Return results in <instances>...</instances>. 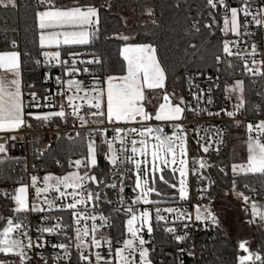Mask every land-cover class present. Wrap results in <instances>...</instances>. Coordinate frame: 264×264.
<instances>
[{"label":"snow or ice","instance_id":"snow-or-ice-1","mask_svg":"<svg viewBox=\"0 0 264 264\" xmlns=\"http://www.w3.org/2000/svg\"><path fill=\"white\" fill-rule=\"evenodd\" d=\"M38 5L42 10L34 12V20L39 29V47L41 49L55 47L56 51H42L44 57L43 63L51 65L54 61L60 66L63 77H55L58 85L57 91L52 93L50 89H44L42 92L36 90L34 83H29L27 91L22 82L21 72V53L16 50L0 51V133H13L8 137L11 141L22 140L23 137L16 133L23 129H31L36 121L40 126H46L55 119L67 122L69 117L79 121L81 128L89 125V120L81 115V110L87 106V117H91V124L96 127H88V130L81 136L78 131L76 136L81 138L85 145L86 152L80 158L68 161L69 168H75L74 171H68L63 175L47 173L41 178L37 175L30 176V184H20L13 192L7 189L0 190V197L6 201L10 200L13 204L8 209L10 216L0 215V253L4 256L17 258L11 261V264H32V256L29 254L36 251V257L43 264H73V253L71 248L76 249L75 264H155L151 253L155 252V247L151 249L146 247L151 242L154 233L152 223V212L148 207L139 212L136 205H150L154 207L156 227L164 224L163 232L171 237V242L177 246L181 243H187L191 238L188 229L191 223L201 222L208 226L219 227V220L210 206L202 208L201 203L192 204L195 212L193 214L187 210H181L179 207H164L163 203H179L180 201L192 203L190 200V187L188 183V162H187V132L184 129L182 120L186 119V111L197 112V109L191 108L181 95L178 102H175V90L171 93L167 90L166 80L168 79L165 68L162 66L157 56V48L152 43H130L133 37L124 34H116L110 39L123 41V46L119 49V54L123 58V64L120 69L121 74H110L105 71L104 75H99L90 70L89 65H99L104 68V61L92 55V59L84 60L80 57L82 53L73 49L72 46L89 45L92 40L98 38L100 12L102 8L111 10V3L96 6L94 3H87L85 0H75L72 4H59L54 0H38ZM175 7L179 8L177 3ZM0 8L17 9V0H0ZM223 10L224 28L221 31L227 36L231 33L236 37L234 40L224 39L221 46L213 56L217 75L214 77H204L203 71H197L191 76H185L188 90L193 99L200 101L206 94L211 103V91L213 87H220L217 81L220 80L219 71L221 65L227 64L228 68L234 65L230 58L242 60V74L248 76L264 77V58L259 61L257 45L251 43V52L244 57L234 48L247 44L248 40L243 37L252 38L257 33L249 31L250 25H255L258 30H264V0H260L256 11L251 9V0H241L239 7H232L225 0H205L204 9L208 11H198L195 16L186 17L188 24L187 32L197 35L201 32V17L208 15L213 17L215 22L216 13L212 10ZM243 14V21L239 19ZM142 15L150 18L154 26H158L154 18L155 9L145 7ZM251 17V20L248 18ZM123 19V18H122ZM126 24V21H125ZM205 29L211 30V24L204 23ZM243 28V32H241ZM264 39V36H262ZM61 46H68L65 51L67 58H62ZM11 47H17L16 42H11ZM188 48L195 50L197 45L189 43ZM28 56L29 53H24ZM250 61V62H249ZM35 65H40L41 60L35 59ZM257 65H260L259 67ZM79 74L91 76L90 83L78 80L75 77ZM205 78L209 82L207 93L199 84L193 81ZM52 77L46 72L43 83H47ZM255 83V81H253ZM195 89V91H193ZM145 90H162L163 102L153 111H146L144 102L146 97ZM223 91L225 98L230 99L233 94L236 95L238 103L233 106V111H227L221 108L218 112H208L207 109L200 110L208 115L220 116L221 113L231 118L237 126L241 121L236 120V116L243 114L245 108V81L235 79L231 84H225ZM52 99L50 100L49 96ZM260 95V93H257ZM60 96L62 100L57 104L55 97ZM82 101L83 103H78ZM37 109V111H32ZM43 109H49L44 111ZM70 109V111L68 110ZM258 116L264 115V109L260 105L254 107ZM199 114V113H197ZM171 123L172 133L166 135L164 128L160 126H151L150 121ZM108 125L109 127H105ZM123 125V126H122ZM138 125V126H137ZM246 131L249 134L246 141L247 160L244 164H232L231 172L233 174L231 184L232 192L245 204V215L250 218L245 222L249 225L256 224L257 220L264 222V210L255 200L243 192H236L237 180L239 175H253L264 178V119H255L246 124ZM109 132L112 133L109 136ZM255 132V135L252 133ZM139 136L140 139H130ZM97 137H100L99 144ZM59 139V135H57ZM209 146L201 145L203 152L207 153L213 143L211 137ZM119 142V147L114 144ZM199 143V140L197 141ZM129 144L131 147H129ZM106 146L107 151L103 152L105 161L119 171L122 164L127 163L132 167L125 170L118 177L113 176L110 180L98 176V155L102 148ZM50 147V145L46 146ZM218 152L219 149L217 148ZM179 153V155H178ZM0 154L5 157L8 155L7 141L0 143ZM45 153L37 150V158ZM143 159H138L137 157ZM150 156V159H149ZM123 157V158H121ZM0 160V163H3ZM56 165L63 167L60 160L55 161ZM195 163V161H194ZM205 168V162L199 163V169ZM35 169V165H33ZM26 170V169H25ZM219 171L225 176L228 173L225 168ZM134 176V187L132 191L137 195L126 203L123 193L125 180ZM166 172L168 178H166ZM179 174V179L176 178ZM192 175H197V170L193 169ZM205 179L201 173L197 177V183ZM166 186L174 190L170 196L164 198V194L157 188V184ZM209 183H214L210 181ZM95 185V189L92 186ZM245 189L254 195H259L254 188H249L246 184ZM34 190L31 196L29 189ZM103 189H111L117 194V201L123 211L129 216L125 222L126 232L124 235L130 238L113 241L111 237L97 238V231L107 225L108 217L103 214L93 215L92 210L87 206L91 204L93 208L98 207ZM207 187L201 186L197 189L198 200L206 197ZM55 194L53 199H48L49 194ZM161 197V199H150L151 196ZM225 195H228L226 192ZM104 198L108 203H112L104 193ZM60 201V203H56ZM46 205V207H45ZM53 211L68 212L74 224V237L67 235L68 225L62 223V217L51 216L47 213ZM119 211V209L117 210ZM31 213L41 214L39 225L35 227V238L32 236L33 227L29 222ZM171 217V220L168 217ZM55 220L50 226H45L46 222ZM91 220V226L87 221ZM99 220V225L96 221ZM183 225L182 234L178 233L175 225ZM83 224V226H81ZM172 225V226H169ZM146 231L148 240L144 238ZM47 237L64 235L68 241L51 243ZM19 236L20 238H16ZM246 241H241L238 248L246 255L237 256V264H264V256L259 252H252L246 246ZM51 247L54 251L49 258L44 255V250ZM106 246V254H102L99 249ZM180 253L187 251L189 256H194L191 249L180 248ZM0 264H9L6 260H0ZM163 264V262H161ZM182 264V262H181Z\"/></svg>","mask_w":264,"mask_h":264},{"label":"trees","instance_id":"trees-1","mask_svg":"<svg viewBox=\"0 0 264 264\" xmlns=\"http://www.w3.org/2000/svg\"><path fill=\"white\" fill-rule=\"evenodd\" d=\"M59 4H72L75 0H54ZM87 3H94L96 6L111 3V10L102 8L100 12V24L98 38L91 41L89 45L72 46L76 51L87 50L89 55L95 54L96 57L104 61V68L94 65L99 75H104L105 71L110 74H121L120 69L123 64V58L119 54V49L124 42L116 39H110L116 34H124L134 39L130 43H152L157 48V56L162 66L165 68L168 79L166 87L169 93L175 90L176 96H183L187 99L186 85L187 81L183 79L192 72L203 71L216 72V65L213 56L217 54L221 42L232 34L227 36L221 31L223 25V14L219 11L215 12V22L212 16L205 15L201 17V32L192 35L187 32L188 24L186 17L195 16L198 11H208L204 9L205 0H85ZM17 9L0 8V51L13 49L11 42L14 40L17 44L15 50L22 54V78L24 85L34 83L36 90L42 92V76L47 70V65L43 63L41 55L43 49L39 47V29L34 20V12L41 10L35 0H17ZM179 3L180 7L175 5ZM145 7H153L155 9L154 18L157 25L154 26L150 22V18L142 15ZM123 18V19H122ZM126 21V24H125ZM204 23L211 24V30L203 27ZM189 43H195V50L188 48ZM68 46H62V58L66 57L65 49ZM29 53L25 56L24 53ZM92 56V55H90ZM40 59L41 64L35 65L34 60ZM233 68H228L227 64L221 65L217 92L224 93L225 84H231L235 79L245 81V108L242 109L243 115L256 114L254 111V101H256L255 86L250 80L245 78L237 71L239 63L237 60L230 58ZM217 73V72H216ZM27 90V87H26ZM162 90L147 91V99L144 104L149 111H153L159 104V95ZM33 127L31 129H43L50 127H58L68 124V121L55 119L46 126H40L38 122L31 121ZM229 133L227 139V149L225 153L217 157L208 158L206 168L202 171V186L207 187L206 197L203 203L210 204L214 199L221 198L226 192L232 190V176L230 166L232 157L228 149L230 142V134H234L236 130L228 125ZM59 135V139H57ZM45 134L33 133L29 136L28 141V159L26 161L2 159L0 163V190L7 189L12 192L13 186L20 181L25 174V165L28 169H40L42 173H53L62 175L70 171L68 161L70 159L80 158L86 152V148L81 138L75 140H66L61 134L52 137V142L45 139ZM50 145V147H46ZM41 147L45 153L36 159L33 153L36 148ZM104 148V147H103ZM102 148V150H103ZM192 153H199L198 147L192 140ZM100 155V154H99ZM98 159V168L96 174L99 176L104 165ZM60 160L63 167L56 165L55 161ZM225 168L228 173L225 176L219 171ZM177 175V174H176ZM166 178L168 173L166 172ZM177 178V176H176ZM236 191H243L241 187L244 183H248L251 188L257 187L258 192H264V178L253 175H239L236 177ZM210 181L214 183H209ZM157 188L164 194V198L170 196L174 190L168 189L166 186L157 184ZM152 199H161V197L151 196ZM164 204V203H163ZM172 204V203H167ZM13 204L10 200L6 201L0 197V215L9 216L8 209ZM143 204H139L138 208H143ZM153 213L154 207L147 205ZM233 210L232 233H229L224 225L219 221V227L201 223V227L197 231L198 255L194 260H184L185 264H237V256L239 255L238 243L246 241L249 248L254 252H259L264 256V231L258 229L255 224L249 225L245 221L250 218L240 210L236 205L231 206ZM127 216L117 213L113 215L115 233L118 235L125 230V222ZM154 246L155 252L151 253L155 264H178L176 262L177 246L171 242V237L164 234L160 229H154ZM8 258V257H7Z\"/></svg>","mask_w":264,"mask_h":264},{"label":"built area","instance_id":"built-area-1","mask_svg":"<svg viewBox=\"0 0 264 264\" xmlns=\"http://www.w3.org/2000/svg\"><path fill=\"white\" fill-rule=\"evenodd\" d=\"M36 3H38V0H35ZM226 3H228L230 6L231 5H237L238 7L241 4V0H225ZM260 0H251V9L253 12L256 11L257 7L259 6ZM214 12L219 11L220 13L223 14V10L222 9H217V10H212ZM224 15V14H223ZM239 19L241 21H243V14H240ZM249 20H251V17L248 18ZM243 28H241V32H243ZM249 31L251 32H255L257 33V35H255L252 38H248V37H243V39L248 40L247 44H241L239 48H234L233 51L236 52L238 51L239 53H241L242 56L247 57V54L249 52H251V43L255 42L257 45V51L258 53L264 54V39H262V36H264V30H258L257 27L253 24L249 26ZM228 40H234L236 39L235 36L231 35L227 38ZM80 53H82V56L80 57L81 59L84 60H88V59H92L93 57L89 55L87 50H82V51H78ZM66 57H64L63 59H66ZM264 58V56L258 55L256 57V59L259 61L260 59ZM234 60H237V62L239 63V67L237 69V71L239 73L242 74V69H241V64H242V60H238L233 58ZM250 62V61H249ZM258 67L260 65H257ZM89 68L92 72L94 73H98V71L95 69L94 65H89ZM46 72L49 74V76L52 77L51 80H49L47 83H43L44 81V75L42 76V91L44 89H50L52 93L57 91V83L55 81V77L57 76H61L64 79H68L69 77H63V72L60 66L56 65L55 62H52L51 65H47V70ZM45 72V73H46ZM44 73V74H45ZM196 72H192L189 74V76L193 75ZM204 73V77L207 76H212L215 78V76L217 75L216 72L214 71H209V72H203ZM245 78H247L248 80L251 81V83H253V81H255L254 83V88H255V95H256V101H254V107L256 105H260L262 109H264V77H256V76H251V74H248V76H245L244 74H242ZM78 80H83L85 81V83H90L92 80L91 76H86L84 74H79L75 77ZM219 81H217L216 83H218ZM193 83L195 84H199L200 87L202 89H204L205 93H207V90L209 88V82L207 81V79L205 78H200L198 80L193 81ZM24 85V83H23ZM25 86V92L26 90V85ZM186 95H187V99L186 102L188 103V105L191 108H195L197 109V112H192V111H186L185 112V116L186 119H183L181 122L184 126L185 131L187 132V147H188V170H189V175H188V183H189V187H190V200H191V204L190 203H186L183 201H180L179 203H172V204H161L160 207L164 208V207H168V206H172V207H179L181 210H187L189 212H192L193 214V221L195 218V212L194 209L192 207V204H195L197 202L201 203V205L203 204V200H198V193H197V189L199 187L202 186L203 181H201L200 184L197 183V177L202 173V171L206 168L207 166V161L208 158L210 157H217L222 155L223 153H225L226 149H227V139H228V133H229V128L228 125H230L231 123H235L231 118H229L228 116L224 115L223 113H221L220 116H214V115H208L206 112H201L200 110L202 109H207L208 112H218L220 111L221 108H226L227 111H233L234 108L233 106L235 104H237V100L234 99L232 96L230 99H226L225 93H218L217 89L218 87H213L212 91H211V100L212 102L209 103L208 102V95L206 94L200 101H197L195 99L192 98L188 87L186 85ZM193 91H195V89H193ZM257 93H260V95H257ZM50 100L52 99L51 95L49 96ZM62 100V97L60 96H56L55 97V101L57 104V109L59 107V102ZM78 103H83L82 101H77ZM44 111H48L49 109H43ZM70 111V109H68ZM32 111H37V109H32ZM87 106H85L82 110H81V115H84L88 120H89V125L88 127H96V125L91 124V117H87ZM199 113V114H197ZM236 120L241 121V122H252L255 119H264V115H260L258 116L257 114H253L252 115H237ZM68 124L66 125H62V126H58V127H50V128H43V129H23L22 131L16 133V135L23 137L22 140H17V141H11L8 139V137L10 135H12L13 133H0V143H5V141H7V148H8V155L7 157H5L3 154H0V160L2 159H12V160H20V161H26L28 159V141H29V136L33 133H42L45 134L46 138H49L50 142H52V137H54V135L56 134H61L62 138L66 139V140H75L78 137L76 136V133L79 131L81 133V136H83V134L88 130V127L86 128H81L79 121L74 119L73 117H69L68 118ZM151 124V126H160L164 128V132L166 135H170L172 133V126L171 123H165V122H149ZM105 127H109L108 125H104ZM123 126V125H122ZM138 126V125H137ZM256 133L253 132L252 135H255ZM112 133L109 132V136H111ZM51 136V137H50ZM209 137H211L213 139V143L212 145L209 147V151L207 153L203 152L201 145L204 146H209ZM100 137H97V143L99 144L100 141ZM130 139H133V137H131ZM192 140H194L196 146L198 147L199 153L194 155L192 153ZM199 140V143H197V141ZM114 147H119V142H116V144H114ZM129 147H131V145L129 144ZM219 149V151L217 152L216 149ZM41 150V147H38L35 149V151L33 152L35 154L36 159L37 158V150ZM106 146H104L103 150L101 151L100 155H99V160L102 162V164L104 165V168L101 169L100 171V175L101 177H105L107 179H111L113 176H119L121 173H124L126 169L132 167L131 165H128L127 163L120 165L119 167V171L116 170L115 167L108 165L107 162L105 161L103 152H106ZM123 158V157H121ZM71 160H75V159H71ZM195 161V163H194ZM203 161L205 162V168L204 169H199V163ZM26 169L25 174L22 176V178L20 179V181L18 183H16L13 186L12 192L16 187H19L20 184L24 183V184H30V176L31 175H37L38 177L41 178L40 181V186H42V175L47 174V173H42L40 171V169H34V170H30V168L28 169V165H25L24 170ZM193 169L197 170V175L194 176L192 175V171ZM75 168H70V171H74ZM128 176L131 177L129 179L125 180V188H124V193L122 194L126 203H130L131 199L134 198L136 196V193H134L132 191L133 186V180H132V175L131 172L128 173ZM248 185L249 188L250 185L248 183H244L241 187H243V192L245 195L250 196L251 200H255L258 205L260 206L261 210H264V192H259V195H254L252 192L248 191L247 189H245L244 185ZM93 189H95V185L92 186ZM254 189H257V187H253ZM30 192V201H31V196L34 195V190L33 189H29ZM258 192V191H257ZM104 193L107 194V197L109 200L112 201V203H108V200H106L104 198ZM54 193L53 194H49L48 199H53L54 197ZM117 201V194L113 192V190L111 189H103V193L101 195V199L98 202V207L93 208V206L91 204H89L87 207L92 210V214L93 215H98V214H103L104 216L108 217V222L107 225L99 228L97 231V238L99 239L100 237H111L113 238V241L115 242V240H121L123 238H130V236H125L124 233L126 232V229L124 230V232L120 233V234H116L115 233V229H114V220H113V215L120 213V214H125L127 216L128 219V215L123 211L122 206L119 203H116ZM56 203H60V201H57ZM238 206H239V210L242 212V214H245V204L243 202L242 199H238ZM46 207V205H45ZM139 205H136L135 208L138 209ZM119 209V211H117ZM11 215V213H10ZM9 215V216H10ZM41 214L39 213H31L28 217L29 222L31 223L32 227H33V232L31 233L33 238H35V227H37L39 225V217ZM47 215H51V216H60L62 217V223L65 225H68L69 228L67 229V235L69 237H74V231L72 230L74 228V224L73 221L71 219V216L68 212H58V211H53L51 213H47ZM153 216V226L154 229H160L163 231L164 228V224L161 223L160 226L157 228L156 227V221H155V212L152 213ZM249 216H250V202H249ZM126 219V220H127ZM169 220H171V217H168ZM55 220L49 221L45 223V226H50L51 223H55ZM92 221L89 220L87 221V224L89 225V227L91 226ZM96 223L99 225L100 221L97 220ZM258 229L264 231V222H260L259 220H257V223L255 224ZM83 226V224L81 225ZM172 226V225H169ZM178 229V233L182 234L183 232V225L180 223H177V225H175ZM201 227V222H194L191 223L190 228L188 229V232L190 233V239L187 241V243H181L180 244V248H186V249H191L194 252V256H189L187 254V251H185L184 253H180L179 251L176 253V262L178 264H185L184 260H194L197 255H198V250L196 248L197 245V231L198 229ZM16 238H20L19 236H16ZM144 238L146 240L149 239V237L146 234V231L144 233ZM46 239H48L51 243H57V242H65L67 243L68 241L65 239L64 235H60V236H52V237H47L46 235ZM241 242V241H240ZM239 244V243H238ZM154 246V236H152L151 238V242L149 244L146 245V247H149L150 249ZM249 248V245L247 243L246 245ZM250 249V248H249ZM36 251L38 250H33L31 253H29L32 256V264H43L42 261L38 260L36 257ZM54 251H59V250H53L51 249V247H47L44 250V255L48 256L49 258L52 256ZM71 251L73 253V264H75V254H76V249L74 247V241H73V246L71 248ZM99 251L102 252V254H106V246L102 249H99ZM239 251V255H246L247 253H244L242 250H240L238 248ZM250 251H252L250 249ZM254 252V251H252ZM8 257V258H7ZM4 256L2 253H0V260H6L9 262V264H11V261L16 260L17 258L14 259V257L11 256ZM61 264H63V262H61Z\"/></svg>","mask_w":264,"mask_h":264},{"label":"rangeland","instance_id":"rangeland-1","mask_svg":"<svg viewBox=\"0 0 264 264\" xmlns=\"http://www.w3.org/2000/svg\"><path fill=\"white\" fill-rule=\"evenodd\" d=\"M232 7H238L237 5H231ZM224 28V21L222 25V29ZM231 34V33H230ZM45 51H56L54 49H45ZM152 92V91H151ZM232 97L236 99V95L233 94ZM237 100V99H236ZM238 102V100H237ZM246 122H241L239 126L236 125V123H231V126L235 128L236 130L234 134H230V142L228 144V149L230 151L231 157H232V164H244L247 160V145L246 141L248 139V133L246 131ZM51 137V136H50ZM134 139H140L139 136L133 137ZM47 140H50L49 138H46ZM188 146V145H187ZM179 155V153H178ZM138 159H143L142 157H137ZM187 162H188V147H187ZM150 159V156H149ZM231 171V166H230ZM232 173V172H231ZM177 180L179 179V174L176 173ZM45 175V174H44ZM42 175V177L44 176ZM63 175V174H62ZM132 175V174H131ZM133 180V186H134V176H132ZM237 192V191H236ZM228 195H225L221 198H216L214 201H212L211 206L210 204L203 203L202 208L204 206H210L212 211L216 214L218 220L224 225V227L228 230L229 233H232V221H233V210L231 208L232 205H236L238 207V197L232 192H227ZM137 195V193H136ZM152 199V197H150ZM147 207V205L143 206V208ZM143 208H138L137 211L143 210ZM241 212V211H240ZM129 218V217H128ZM15 259V257H14Z\"/></svg>","mask_w":264,"mask_h":264},{"label":"crops","instance_id":"crops-1","mask_svg":"<svg viewBox=\"0 0 264 264\" xmlns=\"http://www.w3.org/2000/svg\"><path fill=\"white\" fill-rule=\"evenodd\" d=\"M42 10V9H41ZM39 40V39H38ZM62 47V46H61ZM46 49H54V50H57L55 47H52V48H46ZM11 50H15V49H11ZM6 51H10V50H6ZM16 51H18V50H16ZM43 51H45V49H43ZM43 61H44V57H43ZM54 62V61H53ZM22 54H21V72H22ZM22 82H23V78H22ZM147 91H150V90H145V92L147 93ZM159 99H160V101H159V104L160 103H162L163 102V99H162V94H160L159 95ZM174 100H175V102H178V97L176 96L175 98H174ZM185 101H186V99H185ZM143 104H144V102H142ZM159 104L157 105V108H158V106H159ZM145 105V104H144ZM145 109H146V111H149L148 109H147V106L145 105ZM185 115V114H184ZM155 120H152L151 122H154ZM155 122H159V121H155Z\"/></svg>","mask_w":264,"mask_h":264},{"label":"water","instance_id":"water-1","mask_svg":"<svg viewBox=\"0 0 264 264\" xmlns=\"http://www.w3.org/2000/svg\"><path fill=\"white\" fill-rule=\"evenodd\" d=\"M153 127H155V126H153Z\"/></svg>","mask_w":264,"mask_h":264}]
</instances>
